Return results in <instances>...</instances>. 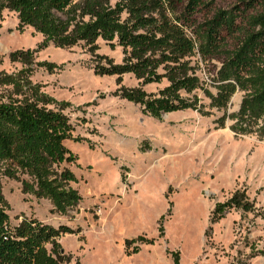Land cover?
I'll list each match as a JSON object with an SVG mask.
<instances>
[{
    "label": "rangeland",
    "instance_id": "obj_1",
    "mask_svg": "<svg viewBox=\"0 0 264 264\" xmlns=\"http://www.w3.org/2000/svg\"><path fill=\"white\" fill-rule=\"evenodd\" d=\"M263 7L264 0H207L197 8L189 28L197 46L190 63H197V86L180 91L195 108L159 119L120 89L157 94L165 79L141 85L131 72L98 75L96 58L83 43L41 46V34L29 26L19 31L16 12L0 9V75L28 82L49 99L48 107L64 104L73 126L64 144L77 156L64 166L81 197L77 207L59 214L48 199L1 176L11 224L24 215L80 229L58 237L69 257L60 264H173L172 252L179 264H264V113L253 116L248 109L262 86L264 50L247 56L242 68L227 63L259 31L252 21ZM218 10L233 26L218 28L210 42L201 26ZM97 43L96 53L121 62L119 46ZM17 49L32 50L33 62L11 61L9 53ZM5 89L12 88L0 86ZM237 190L251 206L216 212V204ZM138 236L153 241L125 246V239Z\"/></svg>",
    "mask_w": 264,
    "mask_h": 264
},
{
    "label": "trees",
    "instance_id": "obj_2",
    "mask_svg": "<svg viewBox=\"0 0 264 264\" xmlns=\"http://www.w3.org/2000/svg\"><path fill=\"white\" fill-rule=\"evenodd\" d=\"M206 1L0 0V9L16 12L19 31L29 26L41 34V46L51 43L62 48L83 43L96 58L94 72L98 75L120 77L131 72L141 85L165 79L167 85L157 94L146 93L139 87L120 89L123 98L141 104L148 115L159 119L165 112L195 108L180 91L190 92L197 86L193 76L197 63L190 64L197 46L189 28L195 24L193 16L197 8ZM231 22L224 11L218 10L201 27H205L206 37L213 42L217 29L231 28ZM252 23L259 31L244 41L239 56L228 59L231 69L242 68L247 56L264 50V7ZM99 39L111 49L121 48L120 63L96 53ZM9 58L31 64L33 51L17 49L9 53ZM40 64L50 66L48 62ZM259 76L263 79L262 86L254 93L248 108L253 116L264 113V70ZM4 85L12 89L0 92V178L7 176L19 181L24 193L48 199L53 212L65 215L77 207L81 197L70 185L75 181L73 172L64 166L77 160L64 144L73 132L63 113L64 104L48 107L47 97L13 75H0V86ZM7 206L0 183V264L68 262L69 257L64 256L57 239L61 234L80 229L67 225L54 227L24 215L19 222L11 224L5 212ZM250 206L245 193L237 190L227 201L216 204L215 211L221 214L226 207ZM139 240L153 241L138 236L125 239L124 244L129 247ZM172 261L179 264L177 252H172Z\"/></svg>",
    "mask_w": 264,
    "mask_h": 264
}]
</instances>
